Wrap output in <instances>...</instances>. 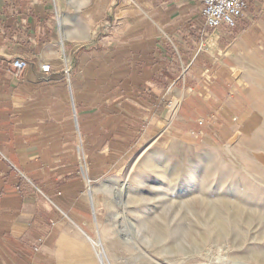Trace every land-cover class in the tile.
<instances>
[{"label": "crops", "instance_id": "crops-1", "mask_svg": "<svg viewBox=\"0 0 264 264\" xmlns=\"http://www.w3.org/2000/svg\"><path fill=\"white\" fill-rule=\"evenodd\" d=\"M201 11V0H0V264H100L80 137L97 180L108 150L163 123L204 143L234 136L251 105L243 83L264 60V0L234 28H209Z\"/></svg>", "mask_w": 264, "mask_h": 264}, {"label": "rangeland", "instance_id": "rangeland-1", "mask_svg": "<svg viewBox=\"0 0 264 264\" xmlns=\"http://www.w3.org/2000/svg\"><path fill=\"white\" fill-rule=\"evenodd\" d=\"M243 84L251 105L217 145L163 123L133 149L108 150L96 180L83 178L92 165L78 139L76 173L97 217L92 239L105 238V260L93 243L100 264H264V60Z\"/></svg>", "mask_w": 264, "mask_h": 264}, {"label": "built area", "instance_id": "built-area-1", "mask_svg": "<svg viewBox=\"0 0 264 264\" xmlns=\"http://www.w3.org/2000/svg\"><path fill=\"white\" fill-rule=\"evenodd\" d=\"M201 3V16L209 28L215 29L221 25L234 28L238 20L244 15L248 0H201ZM27 67V61L19 59L11 65V69L19 72ZM41 70L43 73H49L51 70L50 65L43 64ZM81 170L83 178L88 179L87 166H83Z\"/></svg>", "mask_w": 264, "mask_h": 264}, {"label": "bare ground", "instance_id": "bare-ground-1", "mask_svg": "<svg viewBox=\"0 0 264 264\" xmlns=\"http://www.w3.org/2000/svg\"><path fill=\"white\" fill-rule=\"evenodd\" d=\"M104 236H101L98 240H95L93 243L95 245V248L97 250V252L101 255L102 259L105 260V258L107 257V250H106V246H105V240H104Z\"/></svg>", "mask_w": 264, "mask_h": 264}]
</instances>
